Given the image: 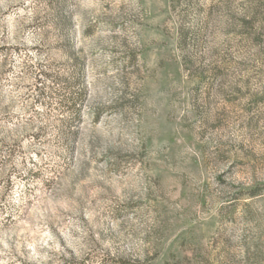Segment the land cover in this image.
Instances as JSON below:
<instances>
[{"label":"rangeland","instance_id":"1","mask_svg":"<svg viewBox=\"0 0 264 264\" xmlns=\"http://www.w3.org/2000/svg\"><path fill=\"white\" fill-rule=\"evenodd\" d=\"M0 264H264V0H0Z\"/></svg>","mask_w":264,"mask_h":264}]
</instances>
